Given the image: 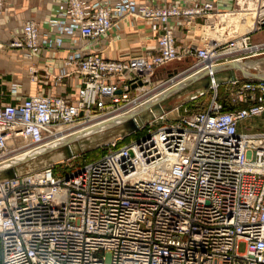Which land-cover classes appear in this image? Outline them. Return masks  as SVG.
Instances as JSON below:
<instances>
[{"label": "built area", "instance_id": "2783aa9c", "mask_svg": "<svg viewBox=\"0 0 264 264\" xmlns=\"http://www.w3.org/2000/svg\"><path fill=\"white\" fill-rule=\"evenodd\" d=\"M229 1L219 10L216 0H61L47 29L24 21L6 47L29 57L65 48L58 72L44 69L43 79L75 85L72 93L0 92V163L140 108L172 62L192 59L185 73L212 76L215 65L264 54V0ZM126 15L149 26L154 44L108 59L103 36ZM197 19L198 41L178 47L175 32ZM29 72L38 81L33 65ZM219 85L203 110L177 105L175 119L165 112L68 173L49 166L0 181V264H264V130L239 129L264 113V78L237 73L224 83L227 110Z\"/></svg>", "mask_w": 264, "mask_h": 264}, {"label": "crops", "instance_id": "0c3cea01", "mask_svg": "<svg viewBox=\"0 0 264 264\" xmlns=\"http://www.w3.org/2000/svg\"><path fill=\"white\" fill-rule=\"evenodd\" d=\"M61 0H6L3 14L0 16V92L16 93L24 96L34 93H60L66 91L72 93L75 81L63 79L58 87L51 86L52 80L43 79L44 69L49 73L58 72L66 49L60 51L44 50L38 56L29 57L20 49H8L6 43L9 39L18 35L21 25L26 20L37 22L41 28L49 27V20L56 16ZM94 1V0H91ZM136 2H152L153 4H164L173 0H135ZM192 2L193 0H182ZM219 10H229L232 2L229 0H216ZM199 19L194 25L181 28L176 31L177 46L181 47L188 41H198L200 35ZM212 32L210 36H212ZM155 33L151 32L149 26L141 19H134L126 15L115 23L109 33L103 36V56L108 59H120L130 57L154 44ZM95 50L100 51V44L95 43ZM188 60V59H184ZM177 62V61H176ZM37 69L38 81H31L29 66ZM160 68L156 75L161 74ZM165 89V88H163ZM162 89V90H163ZM160 90V91H162ZM159 91V92H160ZM156 94V93H155ZM264 122V113L255 118ZM245 122V121H244ZM257 129L252 131H261Z\"/></svg>", "mask_w": 264, "mask_h": 264}, {"label": "water", "instance_id": "95a60500", "mask_svg": "<svg viewBox=\"0 0 264 264\" xmlns=\"http://www.w3.org/2000/svg\"><path fill=\"white\" fill-rule=\"evenodd\" d=\"M240 63L239 61L231 60L215 65L211 69L213 72L212 76L208 74L209 70H203L191 75L175 84L167 93L161 96L158 95L154 100L143 103L136 111L127 114L118 121H111L103 128L97 127V130L85 134L82 137L68 138L66 142L63 141V144L55 149L33 155L14 166L0 169V181L13 178L15 175L27 174L44 167L53 166L56 162L50 157L49 154L51 153H57L60 160L67 161L82 153L95 150L110 142L122 139L137 131L143 124L171 110L173 108V104H170L172 99L184 96V101H190L206 93L212 84H224L232 81L237 73H240L244 77L252 75L254 77L264 78L260 73L250 72L249 69L251 67L244 69ZM39 156L44 158V161L40 164L30 165ZM20 167H23V171L18 170Z\"/></svg>", "mask_w": 264, "mask_h": 264}, {"label": "rangeland", "instance_id": "374dc122", "mask_svg": "<svg viewBox=\"0 0 264 264\" xmlns=\"http://www.w3.org/2000/svg\"><path fill=\"white\" fill-rule=\"evenodd\" d=\"M212 20L213 19H210L209 22H211ZM259 39H260L259 34L253 35L254 41L259 40ZM249 60H251V61L257 60L258 61V63L254 64L253 67H251V69H249V71L253 72V73H260V74L262 73V75L264 76V54H260V55L254 56L250 59H247V61H249ZM193 63H194V61L192 59H188V60H181V61H177V62L175 61V62H172V63L168 64L167 66H165L161 70V74H158V76L155 75L154 78L152 79V85L150 87L155 88V89H153L154 91H152V92L155 94V93L159 92L160 90H162L163 88H166L167 86H169L173 82L177 81L178 79H180V78L184 77L185 75L191 73L192 71L185 73L184 70H186ZM165 80H167V81H165ZM155 86H157V87H155ZM131 97H135L134 92L131 94ZM207 97H208V95H206V98ZM183 99H184V96L174 98L170 101V104H173V107L183 104V105H186L190 109H194L196 107L198 108V106H200V104H201V101L203 100V98H201V97H199L198 99H196L194 101H184ZM175 117H176L175 112H169L168 115L166 116V118L168 120L175 119ZM245 127H248L249 130H251V131L257 130V129H264V122H262L261 120H257V119H248L240 125L239 129L242 130ZM136 136H138V135L137 134H130L129 136L126 137V139H123L121 141H125L129 138H134ZM105 150H106V148L104 145L100 148H97L96 150L87 152L86 154L82 153L80 156L74 157L70 160L54 164L52 166L53 170L56 173H61V172L68 173L71 171L70 169H73L74 167L81 165L84 161L89 160V159H93V158H96V157L102 155L105 152ZM242 249H243V246L241 245L240 250H242Z\"/></svg>", "mask_w": 264, "mask_h": 264}, {"label": "bare ground", "instance_id": "6f19581e", "mask_svg": "<svg viewBox=\"0 0 264 264\" xmlns=\"http://www.w3.org/2000/svg\"><path fill=\"white\" fill-rule=\"evenodd\" d=\"M236 17H232V18H229V20H228V22H235L236 23ZM246 22H247V24H248V21L246 20ZM250 24V23H249ZM216 27H217V24L215 25ZM214 26V27H215ZM244 27H246V24L244 23V26L243 27H240L241 29L240 30H243L244 29ZM204 30H205V32L208 34V36H210V33L212 32L213 34H212V36H210L211 38H213V37H216V33H215V31H217V30H212L211 28H210V26H206L205 28H204ZM200 35L202 34V30H201V28H200ZM261 60V59H260ZM258 63V61L257 60H249V61H242L241 63H240V65L244 68V69H246L247 67H253V65L254 64H257ZM212 69V68H211ZM194 74H196V72H191V73H189V74H187V75H185L184 77H182V78H180V79H178L177 81H175V82H173L172 84H170L169 86H167L165 89H163L162 91H160V92H157L155 95H157V97H158V95L159 96H161V95H163V94H165V93H167L175 84H177V83H179V82H181V81H183V80H185L186 78H188L189 76H191V75H194ZM262 74V73H261ZM155 99V98H154ZM153 99V100H154ZM133 108H135V109H133ZM133 108H131V109H129V110H127V111H125V112H123V113H119V114H117V115H115V116H113V117H110L109 119H107V120H103L102 122L101 121H98V122H96L92 127H90V128H88V129H85L84 131H82L83 129H81V130H76V131H74V132H71V133H67V134H63L62 133V135L63 136H61V139L59 140L60 142H58V144H60V145H62L63 144V141H65L66 142V140L68 139V138H71V137H82V136H84L85 134H87V133H90V132H93V131H95V130H97V127H99V128H103V127H105L106 125H108V123L109 122H111V121H118V120H120V119H122L123 117H125L127 114H130V113H132V112H134V111H136L137 110V108H136V106L135 107H133ZM172 110V109H171ZM171 110H169V111H171ZM169 111H167V112H169ZM163 115V114H162ZM101 126V127H100ZM77 134V135H76ZM58 135H61V134H58ZM56 147H58V146H56ZM56 147H50V148H47L45 151L44 150H39V152L36 154V155H38V154H41V153H45V152H47V151H49V150H51V149H55ZM33 154H35V153H32V152H29V153H25V154H21V155H12L11 157H9L8 159H6V160H4V162L3 163H0V169H3V168H7V167H10V166H14L15 164H17V163H19V162H21V161H23V160H25V159H27V158H29V157H31V156H33ZM53 154V155H52ZM50 155V157H52V159L56 162L55 164H57V163H61V162H64L63 160H60L59 159V157H58V154L57 153H51V154H49ZM41 158V159H40ZM42 161H44V158H42V157H40L39 156V158H37L36 160H34V162H32V161H30V162H32L30 165H36V164H40V163H42ZM46 161V160H45ZM29 162V163H30ZM27 163V162H26ZM24 167V166H23ZM23 167H20V168H18V170H20V171H23ZM30 167H32V166H30ZM29 167V168H30Z\"/></svg>", "mask_w": 264, "mask_h": 264}, {"label": "trees", "instance_id": "16d2710c", "mask_svg": "<svg viewBox=\"0 0 264 264\" xmlns=\"http://www.w3.org/2000/svg\"><path fill=\"white\" fill-rule=\"evenodd\" d=\"M206 95H208V97L206 98ZM217 95H218V98L219 100L221 101V103L223 104V108L224 110H227L229 109L230 107L228 106V99H227V89H226V86L224 84H220L218 86V89H217ZM201 98H203V100L201 101V104L200 106H198V108H194V109H190L191 111H194V110H203L205 107H206V104L208 103V100H209V94L208 93H205L203 95L200 96ZM205 97V98H204ZM199 97H197L196 99H198ZM129 136V135H128ZM127 137V136H126ZM126 137L122 138L121 140L123 139H126ZM96 150V149H95ZM93 151V150H92ZM90 152V151H89ZM87 153V152H86ZM86 153H83V154H86ZM80 156V155H79Z\"/></svg>", "mask_w": 264, "mask_h": 264}]
</instances>
